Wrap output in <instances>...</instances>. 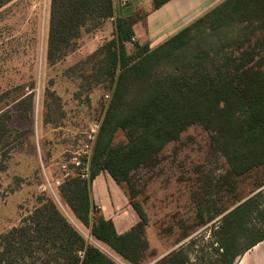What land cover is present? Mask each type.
<instances>
[{"label":"trees","instance_id":"1","mask_svg":"<svg viewBox=\"0 0 264 264\" xmlns=\"http://www.w3.org/2000/svg\"><path fill=\"white\" fill-rule=\"evenodd\" d=\"M11 1L0 0V9ZM168 1L154 0V8ZM112 18L115 36L100 53L105 54L113 89L95 141L90 177L69 178L59 192L92 238L129 264H139L148 248L142 207L130 202L139 221L118 234L113 221L97 212L92 183L107 173L119 186L127 185L133 199L131 174L194 125L211 134L215 149L230 167V177L264 170V56L258 53L261 48L257 50L264 42L240 47L242 39L249 45V31H260L264 38V0H226L159 47L150 49L134 41L131 52L127 43L134 37L133 20L115 17L114 0H52L48 59L65 56L89 22ZM196 38L214 50L185 54ZM8 118L0 116L3 132ZM118 131L125 141L115 140ZM43 201L19 226L0 235V264H118L91 245L53 201ZM254 217L264 222L262 190L222 217L215 233L221 250L218 264H235L264 240V230L246 226ZM253 232L252 241L237 249L240 237ZM157 264H189L188 254L180 248Z\"/></svg>","mask_w":264,"mask_h":264},{"label":"rangeland","instance_id":"2","mask_svg":"<svg viewBox=\"0 0 264 264\" xmlns=\"http://www.w3.org/2000/svg\"><path fill=\"white\" fill-rule=\"evenodd\" d=\"M51 2L14 0L0 9V116L9 117L7 131L0 128V235L19 226L44 203L43 199H49L91 245L118 264H129L90 236V230L78 221L59 192L67 180L61 166L67 165L70 178L78 175L80 171L70 164L72 158L86 162L92 130L99 124L101 127L105 116V96L112 93L113 85L105 54L100 51L114 38L115 27L112 32L106 21L89 22L66 55L50 61ZM249 33V45L240 41L242 50L264 42L262 32ZM200 41L194 39L184 53L200 55L206 49L214 50ZM258 48L263 57L264 45ZM115 140L125 141L122 131ZM24 152L28 157L22 159ZM22 160L25 165L19 166ZM229 169L211 134L194 125L131 174L133 199L127 185L119 186L123 201L126 198L128 204L138 203L147 218L148 248L139 264H157L168 256L166 252L172 254L180 248L187 252L189 264H218L221 250L215 233L222 217L256 192L264 191L263 169L240 178L230 177ZM95 205L101 212L100 205ZM123 210L115 216L124 214ZM260 219L254 217L246 226L263 231ZM254 233L241 236L237 249L250 243Z\"/></svg>","mask_w":264,"mask_h":264},{"label":"crops","instance_id":"3","mask_svg":"<svg viewBox=\"0 0 264 264\" xmlns=\"http://www.w3.org/2000/svg\"><path fill=\"white\" fill-rule=\"evenodd\" d=\"M225 1L170 0L161 7L154 8V0H114V7L115 17L133 20L132 29L135 42L139 45L148 44L150 49H155L196 23ZM123 2L126 4L123 5ZM114 21L115 18L106 21V25L110 24L112 32L115 27ZM127 48L128 51L129 48L132 50L133 42L127 43ZM22 155V159L28 157L27 152ZM22 155H20V160ZM43 156L45 164L48 165L49 159L46 151ZM19 164L22 166L25 165V162L23 163L22 160ZM91 194L94 202L100 205L104 218L113 221L118 234L128 232L139 221L138 215L130 203H127L126 198L123 201L125 196L109 174L101 173L95 178ZM120 209H124V214L116 217V212ZM170 252H166V254L169 255ZM235 264H264V240L241 254Z\"/></svg>","mask_w":264,"mask_h":264},{"label":"built area","instance_id":"4","mask_svg":"<svg viewBox=\"0 0 264 264\" xmlns=\"http://www.w3.org/2000/svg\"><path fill=\"white\" fill-rule=\"evenodd\" d=\"M125 4H126V2H123V5H125ZM134 41H135V38L133 37L132 42H134ZM110 97H111V94H107L105 96L107 102L110 101ZM99 128H100V124L95 126V129L92 130V132H93V136L91 137L92 142H91L90 148L85 152L86 162L82 163L78 157H73L72 158L73 161H71V163H70L73 166L74 170L80 171L78 173V175L82 179H85V180H89V177H90V161H91V157H92L93 144H94V140L96 138V135L99 132ZM61 167H62V170H64V172H65L64 178L69 179L70 173H69L67 165L64 164ZM60 182L61 181L57 182L58 185L60 184Z\"/></svg>","mask_w":264,"mask_h":264}]
</instances>
